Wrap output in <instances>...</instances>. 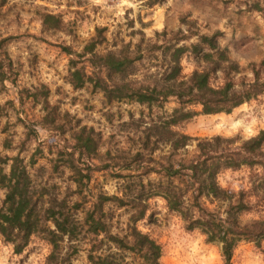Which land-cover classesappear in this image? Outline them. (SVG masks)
Segmentation results:
<instances>
[{"label": "trees", "instance_id": "trees-1", "mask_svg": "<svg viewBox=\"0 0 264 264\" xmlns=\"http://www.w3.org/2000/svg\"><path fill=\"white\" fill-rule=\"evenodd\" d=\"M156 4V0H146L147 6ZM42 22L48 29L60 24L53 15H45ZM180 23L186 29H163L147 39L140 32L136 43L112 44L103 53L98 48L106 43L104 28L96 29L81 52L63 48L70 57L68 83L74 90L89 86L109 105L124 102L138 106L137 113L128 111L127 120L120 123L122 138L131 148L120 149L115 158L108 150L104 154L117 159V192L89 198L90 174L80 165L98 156L101 134L83 127L71 134L70 145L58 144L54 171L61 167L71 171L76 185L74 204L71 195L55 186L54 194L37 188L19 151L1 158L0 241L10 246L13 254H22L31 239L40 235L50 246L45 264H74L80 243L86 246L88 264H162L160 245L137 227L155 198L163 200L187 231L197 230L207 243L219 244L224 264H231L241 242L258 246L264 240V220H241L253 207L248 193H231L217 181L223 171L264 169V129L243 141L238 136L194 138L179 129L198 115L230 114L263 95L264 80L254 65L251 79L237 78L245 71L220 47V33L202 35L193 22ZM188 56L195 69L184 76L182 61ZM11 68L9 59L1 61V78L6 73L11 76ZM40 93L46 101L48 91ZM31 95L37 101L36 93ZM19 99L22 103L21 94ZM170 104L172 108L167 110ZM55 119L46 115L42 124L48 128ZM31 134L35 137L31 130L26 133L20 151ZM193 143L195 153L186 159L183 152ZM164 149L166 153H162ZM34 161L31 157L29 164ZM104 167L109 166L91 170ZM112 208L123 209L128 215L124 234L111 230ZM80 212L81 218L77 216Z\"/></svg>", "mask_w": 264, "mask_h": 264}, {"label": "rangeland", "instance_id": "rangeland-1", "mask_svg": "<svg viewBox=\"0 0 264 264\" xmlns=\"http://www.w3.org/2000/svg\"><path fill=\"white\" fill-rule=\"evenodd\" d=\"M156 2L154 6H147L146 0H0V62L9 59L12 67L11 76L6 73L1 78L0 74V159L15 156L19 151L37 188H46L53 194L59 189L71 195L74 204L76 185L71 171L64 167L54 171L56 147L70 145L71 134L81 128H92L101 134L99 153L91 163L80 165L90 174L89 198L93 194L111 196L117 192V159H108L104 154L108 150L115 158L120 149L131 148V143L122 138L120 123L127 120L128 111L137 113L139 108L124 102L109 105L101 93L93 92L89 86L74 90L68 83L70 57L63 51L69 47L73 52H81L96 29H105L106 43L98 48L103 53L112 44L136 43L140 32L147 39L163 29L176 31L181 26L186 29L181 20L193 22L202 35L220 33V47L245 71L237 78L251 79L250 69L254 65L264 80V64H261L264 61V0ZM45 15L58 17L59 27L44 26ZM182 68L184 76L195 69L189 56L183 59ZM42 90L48 91L46 101L41 96ZM31 93H36L37 101ZM171 108L172 104L167 106V110ZM46 115L55 116L54 125L58 128L44 127L42 119ZM179 129L194 138L249 139L264 129V94L230 114L198 115ZM30 130L35 132V137L31 134L30 141L24 143V151H20ZM194 153L195 143L183 155L189 159ZM31 157L35 160L32 165L29 164ZM105 165L109 167L102 171L91 170ZM2 168L7 172L6 165ZM217 181L231 193L244 191L250 196L253 207L241 217L243 223L264 220V169L223 171ZM207 206L212 208L208 203ZM112 211L111 230L124 234L126 211L114 208ZM77 216L81 218L83 213ZM137 227L160 245L162 264H224L220 245L207 243L197 230L187 231L181 219L168 212L160 198L150 201L149 211ZM77 246L79 252L73 263L88 264L85 244ZM49 252L50 246L40 235L33 237L20 255L13 254L11 247L0 241V264H45ZM231 264H264V240L258 246L241 242L233 252Z\"/></svg>", "mask_w": 264, "mask_h": 264}]
</instances>
